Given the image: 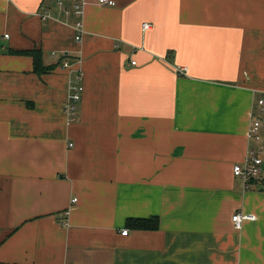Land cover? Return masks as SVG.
Here are the masks:
<instances>
[{
    "label": "crops",
    "instance_id": "obj_1",
    "mask_svg": "<svg viewBox=\"0 0 264 264\" xmlns=\"http://www.w3.org/2000/svg\"><path fill=\"white\" fill-rule=\"evenodd\" d=\"M87 1L77 42L55 0H0V264H264V0Z\"/></svg>",
    "mask_w": 264,
    "mask_h": 264
},
{
    "label": "built area",
    "instance_id": "obj_2",
    "mask_svg": "<svg viewBox=\"0 0 264 264\" xmlns=\"http://www.w3.org/2000/svg\"><path fill=\"white\" fill-rule=\"evenodd\" d=\"M87 0H55L54 5L56 8L63 13L65 17H75L77 21L73 24V29L75 30L76 36L75 40L77 42L81 41L83 35V25L82 17L84 14V8L87 4ZM97 3L100 5L115 6L116 2L114 0H97ZM40 17L42 20L46 21L52 18L51 6H47ZM151 27L149 23L143 24V29L147 30ZM132 65H136V62L133 61ZM63 68H70V63L68 61L64 62ZM178 73H184L187 71V68H178L176 70ZM80 77H82V70L78 71ZM84 92V86L79 80L70 81L68 88V100L64 105V113L66 116V124L72 125L76 118L78 112V105L82 100ZM262 97L258 100V105L261 107L260 114L263 115L264 112V91H261ZM261 120L260 118H254L250 126L249 138L259 142L261 140ZM72 146V145H71ZM263 160L256 154L254 151L251 152L250 157L246 159L242 164H236L234 166L235 176L241 178L244 182L248 183L251 180L257 179L261 176L262 173ZM77 199L73 200L75 203ZM234 226L237 230H240L246 221H254L255 216L251 214H244L237 212L232 217ZM124 233H127V230H124Z\"/></svg>",
    "mask_w": 264,
    "mask_h": 264
},
{
    "label": "trees",
    "instance_id": "obj_3",
    "mask_svg": "<svg viewBox=\"0 0 264 264\" xmlns=\"http://www.w3.org/2000/svg\"><path fill=\"white\" fill-rule=\"evenodd\" d=\"M10 54L13 55H28L33 58L34 62V71L41 75L53 70V67L45 66L42 59V52L41 50H11ZM159 219L157 217H153L150 219H135V220H128L127 225L133 227L137 230H158L159 229Z\"/></svg>",
    "mask_w": 264,
    "mask_h": 264
}]
</instances>
